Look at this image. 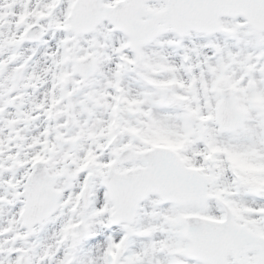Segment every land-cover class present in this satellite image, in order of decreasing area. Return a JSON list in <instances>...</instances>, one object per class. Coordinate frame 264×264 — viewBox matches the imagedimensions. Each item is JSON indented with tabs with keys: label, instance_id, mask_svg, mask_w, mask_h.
<instances>
[{
	"label": "snow or ice",
	"instance_id": "1",
	"mask_svg": "<svg viewBox=\"0 0 264 264\" xmlns=\"http://www.w3.org/2000/svg\"><path fill=\"white\" fill-rule=\"evenodd\" d=\"M0 264H264V0H0Z\"/></svg>",
	"mask_w": 264,
	"mask_h": 264
}]
</instances>
